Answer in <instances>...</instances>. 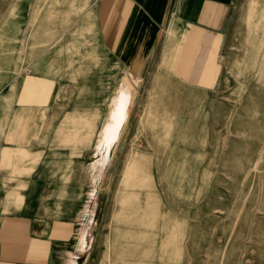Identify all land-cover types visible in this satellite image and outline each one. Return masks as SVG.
<instances>
[{"label":"rangeland","instance_id":"obj_1","mask_svg":"<svg viewBox=\"0 0 264 264\" xmlns=\"http://www.w3.org/2000/svg\"><path fill=\"white\" fill-rule=\"evenodd\" d=\"M90 4L0 0L2 174L34 184L3 189L0 210L6 192L32 191L38 225L70 224L79 264H107L138 217L126 201L148 196L160 215L148 264H264V0H234L204 85L183 86L168 55L125 101L74 53ZM38 82L54 88L47 114L33 107ZM134 158L147 188L127 185Z\"/></svg>","mask_w":264,"mask_h":264},{"label":"crops","instance_id":"obj_2","mask_svg":"<svg viewBox=\"0 0 264 264\" xmlns=\"http://www.w3.org/2000/svg\"><path fill=\"white\" fill-rule=\"evenodd\" d=\"M233 2L91 0L88 13L77 21L83 30L71 33L73 47L84 49L74 53L82 57L92 56L88 62L100 71V77L96 78L98 86L110 85L109 78L116 79L121 86L123 101L133 98L127 97L126 93L130 91L127 87L144 83L154 68L166 63L168 55L172 57L171 65L174 68L177 65L176 78L183 86H201L212 77L211 59ZM44 57L42 55L43 70L38 76L46 73ZM39 58L37 56L38 68L41 65ZM80 64H84L83 61L77 65ZM105 70L114 72L104 77L102 71ZM47 72L56 73V69ZM204 79V82H198ZM37 85L38 103L33 107L46 113L54 100V88L47 87L44 82ZM2 167L1 160L0 196L5 188L34 186L24 178L15 179L12 185L7 184ZM2 198L5 207L0 210V264H79L77 252L84 244L80 234L77 235L70 224L61 221L38 225L32 212V202L36 200L32 191L23 193V196L20 192L8 191Z\"/></svg>","mask_w":264,"mask_h":264},{"label":"bare ground","instance_id":"obj_3","mask_svg":"<svg viewBox=\"0 0 264 264\" xmlns=\"http://www.w3.org/2000/svg\"><path fill=\"white\" fill-rule=\"evenodd\" d=\"M264 19V18H263ZM264 30V22L262 26V31ZM147 124V123H146ZM170 127V126H169ZM137 163H134V162ZM133 165L128 166L127 170L131 172L137 173V176L129 175V182L127 185L131 187L147 188V184L143 183V176L140 174L144 171V166H138V162L135 158L132 161ZM134 178V179H133ZM133 180V181H132ZM131 181L133 182L131 184ZM128 203L126 211L130 213H136L138 217H135L132 222H128V225L122 229V234L116 238V241L120 248H115L112 246L110 248V254L107 256V264H148V256L149 250L146 248L145 243L148 238L150 239V234L152 232V228L154 227V221H156L160 215L158 214V210L154 207L151 199L146 196V201L140 203L134 197V201ZM178 235V234H177ZM172 236V235H171Z\"/></svg>","mask_w":264,"mask_h":264}]
</instances>
